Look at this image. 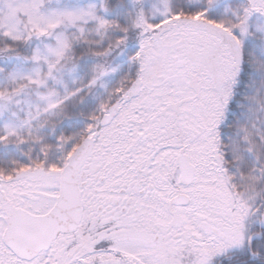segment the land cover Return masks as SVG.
I'll use <instances>...</instances> for the list:
<instances>
[{
  "label": "snow or ice",
  "instance_id": "snow-or-ice-1",
  "mask_svg": "<svg viewBox=\"0 0 264 264\" xmlns=\"http://www.w3.org/2000/svg\"><path fill=\"white\" fill-rule=\"evenodd\" d=\"M0 264H264V0H0Z\"/></svg>",
  "mask_w": 264,
  "mask_h": 264
}]
</instances>
